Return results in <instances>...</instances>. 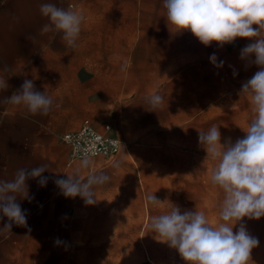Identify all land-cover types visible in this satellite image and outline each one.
Returning a JSON list of instances; mask_svg holds the SVG:
<instances>
[{"label":"rangeland","instance_id":"obj_1","mask_svg":"<svg viewBox=\"0 0 264 264\" xmlns=\"http://www.w3.org/2000/svg\"><path fill=\"white\" fill-rule=\"evenodd\" d=\"M140 2L86 0L83 10L87 19L82 24L85 31H91L97 23L103 25L108 8L116 3L114 24L118 36L105 35L103 28L93 34H80L77 42L92 49L83 53L86 68L80 71L79 83L34 86L53 98V112H70V122H74L75 115L80 117V123L88 118L100 130L109 125L116 138L127 142L128 151L121 148L113 156L126 160L117 168L123 174L119 183L127 194L119 201H130L141 211L125 214L134 217V225L119 227L116 260L113 246L111 254L109 245L102 243L98 254L103 260H87L86 264H144L143 254H149L158 264H186L175 249L149 231L150 218L168 211L173 204L181 212L203 211L215 227L220 222L224 194L211 183L217 162L207 158L199 143V131L216 125L222 144L229 138L235 143L246 135L242 129L252 118L250 100L246 94L240 96V91L259 68L241 60L240 53L254 41L237 38L223 47L216 42L205 46L190 31L177 32L168 24L162 0L144 5L152 8L145 11V26L136 16L143 8ZM100 8L103 13L98 15ZM132 29L138 36L126 37ZM143 29L157 32L141 36ZM212 54L217 56V63L223 61V67L210 62ZM93 76L96 78L91 80ZM155 93L161 94L164 102L153 109L148 97ZM82 161L75 160L72 165ZM149 194L165 202L151 205L147 201ZM242 223L259 241L249 264H264V217H245ZM238 227L239 224L233 231Z\"/></svg>","mask_w":264,"mask_h":264},{"label":"crops","instance_id":"obj_2","mask_svg":"<svg viewBox=\"0 0 264 264\" xmlns=\"http://www.w3.org/2000/svg\"><path fill=\"white\" fill-rule=\"evenodd\" d=\"M158 1L142 0L138 3L143 8L141 12L138 9L137 20L145 25L148 7L144 8V5H154ZM44 2L64 8L74 4V8L87 19L83 10L86 0H0V75L6 76L9 85L7 90L0 91V100L18 92L25 79L32 80L34 86L74 84L81 80L80 71L86 68L83 53L91 47L77 42L78 47L73 49L66 46L60 34H40L39 30L47 23V19L39 12V6ZM116 6L114 3L108 8L103 25L97 23L89 32L82 27L80 34H93L103 28L105 35L117 37L119 32L114 24ZM101 13L103 10L100 8L98 15ZM142 31L141 36H146L150 31L157 32L155 29ZM135 35L132 29L125 36ZM29 36L34 39H29ZM39 70L45 72L38 73ZM95 78L93 76L91 80ZM73 121L70 122V112L52 110L47 116H33L21 106L0 104V179H12L16 170L22 167L48 165V170L42 174L48 177L46 186L39 185V178L29 179L26 183L31 202L18 197L22 210L27 211L28 227L13 224L12 233L0 235V264L100 262L103 258L98 253H101L99 246L102 243L109 245L111 254L113 246V260L117 259L119 227L132 228L134 225V217L131 219L125 214L141 211L130 201H119V197H126L127 194L123 192L125 186L119 183L123 174L114 164L126 160L111 157L103 162L89 158L93 159L89 168H80L81 163L72 165L75 160H70L68 147L62 142L61 136L80 126L78 115L74 116ZM94 127L100 130L98 126ZM109 133L114 136L110 130ZM121 141V148L128 151L127 142ZM76 168L81 169L82 178L101 172L111 177L107 184L96 189L95 204L87 205L79 196L66 198L54 183L57 178L66 179L67 175H72ZM6 223L7 217L0 214V228ZM56 239L62 243L56 245ZM97 245L98 248H93ZM86 247L91 249L86 250ZM90 253L93 255L90 256ZM141 260L144 264H158L149 254H143Z\"/></svg>","mask_w":264,"mask_h":264},{"label":"clouds","instance_id":"obj_3","mask_svg":"<svg viewBox=\"0 0 264 264\" xmlns=\"http://www.w3.org/2000/svg\"><path fill=\"white\" fill-rule=\"evenodd\" d=\"M162 3L168 24L177 32L190 31L205 46L216 42L223 47L237 38L254 41L241 50L240 58L249 65L255 64L259 70L242 84L240 91V96L247 95L252 109V118L246 129H242L246 135L235 143L229 138L222 144L216 125L199 131V143L205 148L207 158L217 162L211 183L224 194L220 222L213 227L203 211L181 212L172 204L168 211L150 218L148 229L158 241L175 249L186 264H249L259 241L249 234L242 221L245 217L256 220L264 217V0H162ZM39 12L47 19L40 34H60L67 47H78L85 20L82 12L52 2L41 3ZM209 59L215 67H223V61L217 63L215 54ZM126 67L123 65L122 70ZM8 87L6 76L0 75V91ZM148 102L155 109L164 102V97L155 93L148 97ZM0 104L21 106L33 116H47L54 100L46 91H37L32 80L25 79L21 89L0 100ZM90 166L91 160L86 156L80 168ZM114 167L118 168L119 163ZM80 168L72 175L66 174V179H55L54 183L66 198L79 196L85 204H95L96 189L107 184L111 177L101 172L82 178ZM47 170V164L22 167L12 179H0V214L8 219L0 228V235L12 233L13 224L28 227L27 211L22 210L18 197L31 202L26 181L39 178V185L46 186L48 177L42 174ZM147 201L155 206L165 202L154 194H149ZM54 243L59 245L62 241L56 239Z\"/></svg>","mask_w":264,"mask_h":264},{"label":"built area","instance_id":"obj_4","mask_svg":"<svg viewBox=\"0 0 264 264\" xmlns=\"http://www.w3.org/2000/svg\"><path fill=\"white\" fill-rule=\"evenodd\" d=\"M69 6L74 7V4ZM110 126L97 130L89 119H84L80 126L67 131L61 136L62 142L68 147L70 160L88 158H111L115 156L123 142L109 133Z\"/></svg>","mask_w":264,"mask_h":264}]
</instances>
